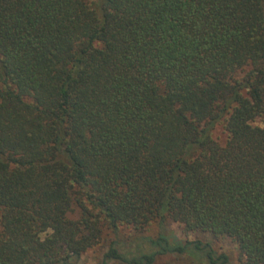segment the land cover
I'll return each mask as SVG.
<instances>
[{
  "label": "trees",
  "instance_id": "1",
  "mask_svg": "<svg viewBox=\"0 0 264 264\" xmlns=\"http://www.w3.org/2000/svg\"><path fill=\"white\" fill-rule=\"evenodd\" d=\"M88 250L264 264V0H0V264Z\"/></svg>",
  "mask_w": 264,
  "mask_h": 264
},
{
  "label": "rangeland",
  "instance_id": "2",
  "mask_svg": "<svg viewBox=\"0 0 264 264\" xmlns=\"http://www.w3.org/2000/svg\"><path fill=\"white\" fill-rule=\"evenodd\" d=\"M213 137L217 139L220 142H223L226 134L222 130L220 125H217L213 130ZM168 225L173 229L175 234L182 238V239H196L199 238L201 240L209 241L212 243L214 248L218 251H224L226 252L233 261L236 260L238 256V250L237 246L234 241H232L230 238L226 237L219 240H214L213 237L209 233H202V232H190L186 233L183 231V228L180 224L176 222H169ZM83 260L85 263L94 264L97 262V254L93 250L86 251L83 256ZM159 264H162L165 262L166 264H190L186 259L177 258L175 256L165 257L162 259H159Z\"/></svg>",
  "mask_w": 264,
  "mask_h": 264
}]
</instances>
